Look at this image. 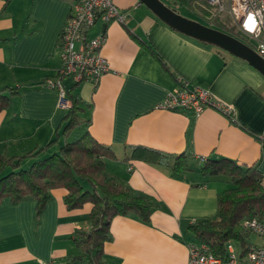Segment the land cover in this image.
<instances>
[{
  "label": "crops",
  "instance_id": "1",
  "mask_svg": "<svg viewBox=\"0 0 264 264\" xmlns=\"http://www.w3.org/2000/svg\"><path fill=\"white\" fill-rule=\"evenodd\" d=\"M113 1L129 15L124 24L97 21L88 31L104 32L101 53L109 70L96 83L73 88L81 124L66 140L87 131L109 146L114 156L104 157L106 172L156 203L148 222L132 213L110 220L102 262L189 264L186 226L214 218L217 195L230 182L224 174L203 176V161L223 157L254 166L264 183V146L256 137L264 132V76L245 59L172 28L139 0ZM192 1L182 0V6ZM69 13L68 0H0V92L9 97L0 108L1 154L23 155L62 131L67 109L58 106L56 89L40 83L58 67ZM179 79L230 105L233 119L212 108L199 114L155 108ZM137 145L170 158L184 152L188 169L175 174L169 165L134 158L131 147ZM65 194L51 189L39 212L31 195L0 201V264H91L86 256L74 258L81 253L75 237L90 228V204L67 209ZM260 242L253 233L245 236L247 248ZM236 251L244 249L239 244Z\"/></svg>",
  "mask_w": 264,
  "mask_h": 264
},
{
  "label": "trees",
  "instance_id": "2",
  "mask_svg": "<svg viewBox=\"0 0 264 264\" xmlns=\"http://www.w3.org/2000/svg\"><path fill=\"white\" fill-rule=\"evenodd\" d=\"M201 14L216 22L231 35H237L229 19L212 18V8L206 3L199 5ZM234 31V34L231 33ZM223 31V30H222ZM77 84L65 81L66 95L71 101L64 116L60 134L43 146L23 155L0 153V201L9 197L12 202L31 195L36 199L39 212L50 198V190L63 188L67 209L82 207L89 203V230L75 237L80 255L91 264H104L101 260L103 243L109 240V223L116 215L132 213L148 222L156 203L141 192L121 184L105 170L104 157H113L109 146L99 143L87 132L66 140L81 122L78 97L72 93ZM9 104V97L0 92V108ZM62 137L56 150L45 152ZM132 157L147 162L169 165L175 174L188 169V155L181 153L170 158L165 153L145 146H132ZM29 160L26 167L22 164ZM200 172L203 176L224 174L230 178L228 186L217 195V215L212 219H200L188 223L186 232L190 242H201L213 254L225 257L226 244L238 242L244 250L245 236L249 234L241 225L243 218L258 217L264 220V183L254 166H241L228 158L203 161ZM72 258V259H74Z\"/></svg>",
  "mask_w": 264,
  "mask_h": 264
},
{
  "label": "built area",
  "instance_id": "3",
  "mask_svg": "<svg viewBox=\"0 0 264 264\" xmlns=\"http://www.w3.org/2000/svg\"><path fill=\"white\" fill-rule=\"evenodd\" d=\"M70 13L59 38V64L53 75L45 78L40 86L57 90L58 106L67 109L71 101L66 95L65 81L78 84L83 81L96 83L109 70L101 53L104 32L88 36L97 21L125 23L128 10L119 8L113 0H68ZM212 8V18L227 17L240 39L264 59V0H202ZM174 90L168 92L155 108L164 110L186 109L194 114L206 108L215 109L233 119L231 106L215 97L207 88L189 86L181 79ZM264 146V132L257 134ZM243 229L260 237V244L243 252L235 250L233 241L226 244V256L210 252L201 242L188 243L189 264H264V220L258 217L243 218Z\"/></svg>",
  "mask_w": 264,
  "mask_h": 264
},
{
  "label": "water",
  "instance_id": "4",
  "mask_svg": "<svg viewBox=\"0 0 264 264\" xmlns=\"http://www.w3.org/2000/svg\"><path fill=\"white\" fill-rule=\"evenodd\" d=\"M172 28L245 59L264 76V59L239 38L179 14L160 0H139Z\"/></svg>",
  "mask_w": 264,
  "mask_h": 264
},
{
  "label": "rangeland",
  "instance_id": "5",
  "mask_svg": "<svg viewBox=\"0 0 264 264\" xmlns=\"http://www.w3.org/2000/svg\"><path fill=\"white\" fill-rule=\"evenodd\" d=\"M160 1L164 3L165 5L169 6L170 8H172L173 10L177 11L179 14L189 19L193 18L191 16L192 14L195 15L198 19H200L201 16H203L199 10V5L203 4L202 0H194L190 2V4L188 3L187 6H182L183 5L182 0H160ZM204 23L206 25H211L210 21L209 22L207 21L208 24L206 22ZM231 33L234 34V31L231 30ZM48 153H51V152H48ZM47 154H44V155H47ZM27 165H28L27 161L26 162L24 161L22 164L23 167H26ZM233 245L236 248V250L239 248V244L237 242H234Z\"/></svg>",
  "mask_w": 264,
  "mask_h": 264
}]
</instances>
